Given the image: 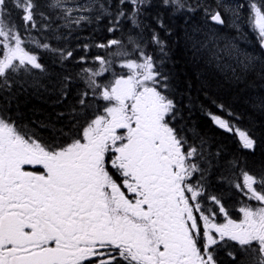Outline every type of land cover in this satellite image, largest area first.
I'll list each match as a JSON object with an SVG mask.
<instances>
[{
    "label": "snow or ice",
    "instance_id": "1",
    "mask_svg": "<svg viewBox=\"0 0 264 264\" xmlns=\"http://www.w3.org/2000/svg\"><path fill=\"white\" fill-rule=\"evenodd\" d=\"M149 3L118 0L113 13L102 0H46L49 9L59 10L63 27L89 20L74 13L97 10L96 20L114 15L109 33L125 19L140 33L129 35L127 45L119 39L96 45L117 50L107 59L96 56L98 68L81 70L86 87L74 98L68 131L53 125L45 140L7 115L12 97L5 94L18 82L23 88V77L34 70L46 72L28 45L59 55L61 62L73 52L21 36L12 12L23 13L20 19L30 35L37 28L36 0H0V264H220L219 250L233 242L238 249L227 253L231 260L239 251L248 257L247 264H264V169L256 175L238 158L231 162L229 184L256 202L240 207L242 219H232L215 195L205 207V141L190 143L183 130L173 126L178 109L171 98L170 73L164 70V59L157 61L147 51L142 35L146 26L139 17ZM163 3L185 10V0ZM216 5L224 6L223 0ZM243 7L225 11L236 16ZM248 8V22L264 48V0H248ZM187 11L195 9L188 6ZM40 16L49 19L43 12ZM157 23L164 27L159 19ZM204 24L186 34L194 58L219 64L235 56L244 71L257 70L254 57L245 54L241 59L232 44L221 47L217 33L207 27L225 24L219 10L205 6ZM151 43L167 57L165 41L155 31ZM128 46L131 52L125 50ZM109 72L111 79L100 83L97 78ZM259 75L264 78V63ZM71 79L64 76L60 81L62 99L69 95ZM97 101L106 106L101 110ZM259 106L264 109V100ZM90 111L95 114L89 119ZM209 115L219 128L234 132L243 149L255 148L247 130Z\"/></svg>",
    "mask_w": 264,
    "mask_h": 264
},
{
    "label": "trees",
    "instance_id": "2",
    "mask_svg": "<svg viewBox=\"0 0 264 264\" xmlns=\"http://www.w3.org/2000/svg\"><path fill=\"white\" fill-rule=\"evenodd\" d=\"M84 1L86 0H78L80 4ZM102 2L115 13L118 0ZM36 3L37 28L31 29L30 35L24 31V24L20 19L23 13L12 12V19L19 25L21 36L49 43L53 48L72 51L73 56L61 62L59 55L28 45L29 50L39 55V62L44 65L46 72L34 70L31 75L23 77L27 81L23 88L18 82L12 93L5 95L12 97L7 115L47 140L53 125L57 129L63 128L65 132L70 127L74 98L86 87L81 70L98 68L99 64L94 60L96 56L106 57L107 52L117 50L115 47L101 49L96 45L106 44L111 39L122 40L127 45L128 36H136L140 29L133 28L131 22L125 19L116 31L109 33L108 28L112 26L114 15L102 16L100 20H96L97 10L91 13L77 12L79 14L74 17L85 15L89 16V20L82 21L79 25L63 27L65 22L58 18L59 10L49 9L46 0H36ZM238 4L244 7L239 9L236 16L231 11H225V7L234 9ZM208 5L212 10H219L225 20L224 25H207L217 33L220 46L234 45L239 50L241 59L245 54L254 57L256 71H244L235 56L225 57L219 64L209 63L207 58L201 56L194 58L186 34L197 26H205L204 7ZM223 5L217 8L216 0H185V10L176 11L172 6H165L163 0H150L147 6L142 7L139 19L146 26L142 35L147 51L154 54L157 61L164 59V70L171 76V98L176 101L178 109L173 126L182 129L181 135L186 136L190 143L198 145L201 139L205 141L204 150L209 159L203 165L208 168L205 176L207 194L203 201L215 195L221 199L230 215H237L242 202L253 206L256 202L248 201L229 184L231 162L238 158L241 166L246 165L247 170L256 175L264 169V109L259 106L264 100V78L259 75L260 64L264 63V48L260 47L257 32L248 22V0H223ZM188 6L195 11H187ZM124 7L131 11L130 5ZM41 12L49 19L40 16ZM158 19L163 22V28L157 23ZM50 20L55 22L51 24V29H45L44 25L49 24ZM153 31L165 41L166 58L151 43ZM85 45L89 47L85 49ZM81 57L85 58L83 62ZM110 75L111 72L105 73L97 79L104 83ZM64 76H71L72 79L69 95L62 99L60 81ZM221 104L224 105L223 109L218 107ZM96 106L102 110L106 105L103 101H97ZM229 112L233 115L229 116ZM59 113L64 115L57 119ZM209 113L230 120L241 130H247L256 141L255 148L243 149L239 137L234 132L219 128L213 123ZM94 114L90 111L88 118ZM236 171L239 172V169ZM199 178L197 175L196 179ZM228 250L229 247H221L219 250L220 264H247L248 257L243 253L237 251V259L233 261L227 255Z\"/></svg>",
    "mask_w": 264,
    "mask_h": 264
},
{
    "label": "flooded vegetation",
    "instance_id": "3",
    "mask_svg": "<svg viewBox=\"0 0 264 264\" xmlns=\"http://www.w3.org/2000/svg\"><path fill=\"white\" fill-rule=\"evenodd\" d=\"M30 167H36V170H39V167L38 166H30ZM193 183H195V180L193 181ZM204 202V204H205V207H209V203H208V200H206V201H203ZM246 203L245 202H242V205H241V207L242 206H244ZM229 216L232 218V219H234V220H240V219H242V214L238 211L237 212V215H230L229 214ZM223 217L221 216V217H219V219H218V222H223ZM234 249H238V246L237 245H235L234 244V242L231 244V246L229 247V250H228V252L229 251H233ZM218 256H219V252H218Z\"/></svg>",
    "mask_w": 264,
    "mask_h": 264
},
{
    "label": "rangeland",
    "instance_id": "4",
    "mask_svg": "<svg viewBox=\"0 0 264 264\" xmlns=\"http://www.w3.org/2000/svg\"><path fill=\"white\" fill-rule=\"evenodd\" d=\"M85 2H86V1H84V2L81 3V4H84ZM70 6H71V5H70ZM76 14L78 15L79 13H74V15H76ZM119 71H120V69L117 70V72H119ZM105 82H107V81H104V83H105Z\"/></svg>",
    "mask_w": 264,
    "mask_h": 264
}]
</instances>
